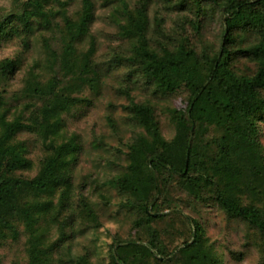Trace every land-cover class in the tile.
<instances>
[{
    "label": "trees",
    "instance_id": "16d2710c",
    "mask_svg": "<svg viewBox=\"0 0 264 264\" xmlns=\"http://www.w3.org/2000/svg\"><path fill=\"white\" fill-rule=\"evenodd\" d=\"M99 7L124 45L101 46ZM3 46L16 52L0 60V264L20 244L26 264H223L197 216L206 207L242 223L264 264V0H11L0 6ZM123 65L149 96L128 93L122 171L80 177L83 138L69 115L95 108ZM24 134L41 147L36 173ZM107 210L129 229L94 261L75 240L96 238Z\"/></svg>",
    "mask_w": 264,
    "mask_h": 264
},
{
    "label": "rangeland",
    "instance_id": "374dc122",
    "mask_svg": "<svg viewBox=\"0 0 264 264\" xmlns=\"http://www.w3.org/2000/svg\"><path fill=\"white\" fill-rule=\"evenodd\" d=\"M135 1V0H133ZM11 0H0V6H9ZM79 2L72 3L69 6V14L73 15L79 8ZM152 15L154 14V5L152 6ZM110 10L102 7L98 8L97 18L93 25V31L100 42L101 46L111 44L112 46H122V41L117 36V28L109 19ZM176 13H167L168 25L176 19ZM220 24H214L208 28L210 39H215L217 33L221 30ZM104 47V48H105ZM105 51V50H103ZM16 52L14 47L3 46L0 49V60L6 56L13 55ZM130 68L127 66H119L109 71V75L105 76L102 88V96L95 108L83 112H75L69 115V128L72 132H77L81 135L83 142V152L80 157V162L77 168V174L80 177L84 175L105 173L116 175L120 170V161L125 159V148L123 142L128 141L131 133L127 130V111L125 106L130 103L129 94L136 101H143L148 98L149 93L143 84L142 79L138 74H135L132 79L129 78ZM19 80L11 81L10 88H16ZM188 92H182L177 98L178 105H184ZM112 116L114 123L118 126L113 127L109 122V117ZM163 119V118H162ZM163 121V133L166 137L171 138L174 134V126L166 119ZM25 138L30 139L33 150L34 170L36 173L39 167V161L42 157L41 147H35V136L24 134ZM262 142L264 145V127ZM121 151H119V148ZM114 163L109 168L107 163ZM114 170L110 171V170ZM122 171V170H120ZM92 200L97 202L103 209L106 208L100 201L98 195L94 194ZM117 197L113 200L116 204ZM112 206H109L111 208ZM102 213L103 227L95 234L89 233L86 236L79 237L75 240L76 249L79 252L88 250L91 253L92 259L108 260L110 245L114 240V236L119 233L125 235L129 226L127 223L110 219V211ZM112 215L114 211L111 212ZM109 215V216H108ZM207 230V234L212 241L218 242V249L222 258L223 264H258L262 258L261 252L257 247L246 246L247 228L240 222L230 221L227 215L213 207L203 208L200 214L197 215ZM96 240H93V239ZM23 244L8 247L3 250L4 264H26L23 254ZM237 256H241L238 259Z\"/></svg>",
    "mask_w": 264,
    "mask_h": 264
}]
</instances>
